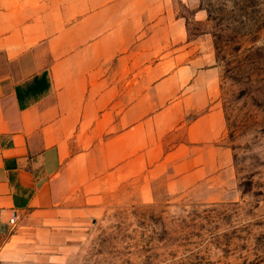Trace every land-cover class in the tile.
Wrapping results in <instances>:
<instances>
[{
  "label": "crops",
  "instance_id": "obj_1",
  "mask_svg": "<svg viewBox=\"0 0 264 264\" xmlns=\"http://www.w3.org/2000/svg\"><path fill=\"white\" fill-rule=\"evenodd\" d=\"M215 61L174 0H0V264H61L109 202L231 170Z\"/></svg>",
  "mask_w": 264,
  "mask_h": 264
},
{
  "label": "rangeland",
  "instance_id": "obj_2",
  "mask_svg": "<svg viewBox=\"0 0 264 264\" xmlns=\"http://www.w3.org/2000/svg\"><path fill=\"white\" fill-rule=\"evenodd\" d=\"M220 70L233 165L182 193L109 202L61 264H264V0H174ZM48 261V259H46Z\"/></svg>",
  "mask_w": 264,
  "mask_h": 264
},
{
  "label": "built area",
  "instance_id": "obj_3",
  "mask_svg": "<svg viewBox=\"0 0 264 264\" xmlns=\"http://www.w3.org/2000/svg\"><path fill=\"white\" fill-rule=\"evenodd\" d=\"M16 226H17L16 214L6 219L3 217L2 213L0 212V248L2 247L7 234L13 232L16 229Z\"/></svg>",
  "mask_w": 264,
  "mask_h": 264
}]
</instances>
